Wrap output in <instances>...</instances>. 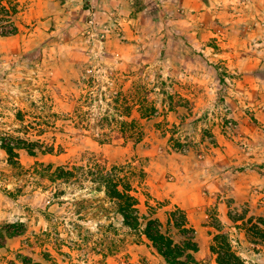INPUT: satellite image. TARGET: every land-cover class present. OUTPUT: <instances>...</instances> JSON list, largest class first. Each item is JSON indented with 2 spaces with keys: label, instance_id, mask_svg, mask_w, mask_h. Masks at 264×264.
<instances>
[{
  "label": "rangeland",
  "instance_id": "obj_1",
  "mask_svg": "<svg viewBox=\"0 0 264 264\" xmlns=\"http://www.w3.org/2000/svg\"><path fill=\"white\" fill-rule=\"evenodd\" d=\"M190 1L135 0L137 29L127 33L108 24L117 22L113 11L124 21L129 10L103 0H94V6L86 0H44L20 33L0 35V222L22 221L25 229L0 248V264H23L25 257L31 264H167L144 235L122 224L86 177L53 182L40 176L39 162L80 166L93 155L143 167L152 186L142 192L158 200L149 205L161 221L173 209L167 201L179 199H163L162 182L183 186L185 172L191 176L196 169L226 172L227 202L235 189L233 174L264 164L217 165V149L210 144L216 126L238 154L264 153L258 114L264 110V69L249 71L240 63L264 49V0ZM37 3L40 7L31 0L34 8ZM124 104L132 106L128 112ZM172 104L179 107L164 117ZM135 105L153 111L137 106L135 113ZM111 116L135 120L141 135L128 131L116 138L115 125L102 121ZM246 121L255 128L254 138L241 128ZM2 139L22 146L15 149L16 163H9ZM135 139L140 141L134 144ZM198 194L205 198L206 189ZM253 195L256 204H264V195ZM145 198L141 195L142 204ZM213 209L191 211L198 241L206 235L205 221L217 222ZM260 249L239 247L246 264H264ZM197 264H212L211 255Z\"/></svg>",
  "mask_w": 264,
  "mask_h": 264
},
{
  "label": "trees",
  "instance_id": "obj_2",
  "mask_svg": "<svg viewBox=\"0 0 264 264\" xmlns=\"http://www.w3.org/2000/svg\"><path fill=\"white\" fill-rule=\"evenodd\" d=\"M19 11L18 0H0V35L9 36L18 32L16 15ZM114 102L118 104L117 100ZM118 106H113L117 112L120 111ZM131 107L124 104L121 109L128 112ZM143 108L144 106H139L140 111H153L146 107ZM102 121H106L110 127L115 125L116 138L125 136L128 131L131 134L141 135L135 120H119L111 116V118L105 117ZM139 141L140 139H135L134 144ZM1 147L7 153L9 163H16L13 160L16 156L15 149L22 146L14 145L11 139H2ZM23 148H27L32 153L30 147ZM37 164L42 166L40 176L47 177L53 182L60 180L67 183L71 179L78 178V175L86 177L93 190L103 193L104 201L111 205L112 212L120 216L122 224L130 229L138 230L144 235L167 264L196 263L194 257V253L198 250L196 231L189 222L185 211L175 206L167 211L165 221H161L155 216L156 208L149 205L151 196L148 193L143 192L146 198L143 204L141 203V199L137 195L138 189L135 181L137 179L140 182L144 180L143 167L135 168L131 164H113L102 156L93 155L86 161L84 160L80 166L74 163L57 166L41 162ZM142 205L147 207V211L143 210ZM236 212V210L235 212L228 211V217L234 226L246 232L249 244L254 246V250L262 248L264 246V215L246 217L245 209ZM212 226L215 228V233L212 236L209 250L215 255L217 264H246L241 251L236 246L237 240L219 222ZM24 231L22 221L0 222V248L6 245L9 238L19 236ZM21 260L23 264H31L27 257ZM121 264H125V262L123 261Z\"/></svg>",
  "mask_w": 264,
  "mask_h": 264
},
{
  "label": "crops",
  "instance_id": "obj_3",
  "mask_svg": "<svg viewBox=\"0 0 264 264\" xmlns=\"http://www.w3.org/2000/svg\"><path fill=\"white\" fill-rule=\"evenodd\" d=\"M18 1H19L20 11L16 15V23L18 26V32L16 34L21 32L22 27L27 26L25 18H28V16L30 17L33 16V13H39L42 11L43 5L41 3L44 0H37L39 1L40 7H38V3H37L36 8H34L33 5H31V0H18ZM134 1L135 0H103V2H106L110 6L117 9L118 11L120 8L123 10L124 13H126V11L129 10L127 14L123 17L124 21H122V18L121 20L115 18V12L113 11L112 13L113 19L116 20L117 22L111 20V22L108 24V26L111 27V30H120V31L123 30L127 33H132L137 29L136 24L140 12L133 10L132 5ZM179 1L182 2V5H184V3L190 4V2H192L190 0H179ZM86 2H89L91 6H94L93 5L94 0H88V1L86 0ZM198 2L200 4L202 3L201 0L193 1V3H198ZM147 13L148 12L146 11L145 8L143 10V14L148 15ZM236 62L239 63L238 60ZM242 62L245 67L248 65L247 70L249 71L251 69H255V70L259 68L264 69V49L258 56H251L245 59H241L240 63ZM255 76L256 75L252 73L253 79L257 78L258 80H261L258 76L257 77ZM262 85L264 90V81H262ZM137 106L139 105H135L134 107L135 113L137 111L136 109ZM178 107L179 105L172 104L171 106H169V108H167L168 110H165L164 112L165 114H163V116L168 118L169 114H171L174 111V109ZM163 110L164 109H162V111ZM258 114L263 115V119L260 121V123H262V125L264 126V110L258 111ZM148 117L150 116H144L142 118L144 120H148L149 119ZM241 128L243 132L248 134L250 137L254 138L255 128L252 126L251 123L246 121V124L242 125ZM211 135L212 137L210 138L212 139V141L210 144L214 145L215 148L217 149V154H218L217 158H219L218 160H214V162L217 165L230 164L236 167L239 166L240 164L251 163L253 160H256L257 162L264 160V155H263L264 153L262 151H259L257 154L255 152H252L250 155L238 154V151L234 147V144L231 141V139L221 134L216 126L212 127ZM261 149L264 150L262 147ZM256 167L257 170L247 168L245 170H239L237 174H233V176L235 177V180L233 182L235 185V189L232 190V194H230V200L227 202L225 200H222L223 199L222 192H224L223 188L225 187L224 185L226 184L227 173L219 172L218 174L211 175L208 172L207 168L206 170L203 171L201 170L199 172L197 171V169L192 170L189 172L191 176L188 174V172H185V174L180 180L181 183H184L183 186L178 185L177 187L176 183L162 182L160 185L161 190L159 191L160 192L159 195L163 197V199L164 198L175 199L176 197H179V199L175 200L174 202L170 200L167 201L165 206H170L172 208L176 206L183 209L187 214L189 222L192 225H193L192 222L193 220L191 219L190 216H191V211L194 208L207 210L211 206L214 207L212 211L213 217L216 216L217 222H219L223 226V228L226 229L231 234V236L237 240L236 246L239 248L243 243L249 244V238L243 229L236 228L234 226L233 222L228 217V211L245 209L246 217L248 216L256 217L259 215H264V204L261 203L256 204L255 203L256 198H254L253 195L254 191H257L259 194L264 195V164L262 165L259 164ZM144 171H145L144 180L142 182H140L138 179L135 181L136 187L138 189L137 195L139 196L140 199H141V195L142 196L144 195L143 194L144 191L142 192V190L145 189L147 192H149L147 185L149 184L150 186H152L151 183L148 182L147 170L145 168ZM153 186L155 190H158V186H156V184ZM175 187H177V189ZM201 188L206 189L207 192L206 197L203 199L198 194ZM149 195L151 196L150 193ZM212 195L214 196L211 197ZM151 199L155 201V203H158V200H156L155 197L151 196ZM0 200H2L1 195H0ZM204 215L206 216L207 214ZM202 229L204 230L206 235L201 236L199 241L196 239L198 243V250L194 253V257L196 259L195 264H197V260H199V258H201L202 256L206 255V253L211 255V263L217 264V262L215 261V255L212 254L209 250V246L211 244L212 236L215 233V229L213 228L212 225L208 223V220L205 221L204 225L202 226ZM258 251L259 254L264 255V246Z\"/></svg>",
  "mask_w": 264,
  "mask_h": 264
},
{
  "label": "built area",
  "instance_id": "obj_4",
  "mask_svg": "<svg viewBox=\"0 0 264 264\" xmlns=\"http://www.w3.org/2000/svg\"><path fill=\"white\" fill-rule=\"evenodd\" d=\"M92 22V19H89V24ZM110 29L108 27H105L104 31H109Z\"/></svg>",
  "mask_w": 264,
  "mask_h": 264
}]
</instances>
